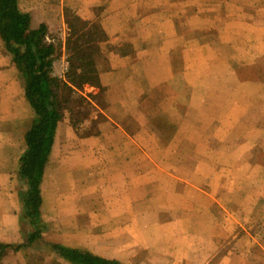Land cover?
Instances as JSON below:
<instances>
[{"label":"crops","instance_id":"1","mask_svg":"<svg viewBox=\"0 0 264 264\" xmlns=\"http://www.w3.org/2000/svg\"><path fill=\"white\" fill-rule=\"evenodd\" d=\"M16 5L28 15L31 29H46L48 40L71 26L68 12L86 29L118 28L105 38L110 54L102 75L111 70L121 77L102 85V100L92 102L89 115L64 113L56 122L38 185L34 229L24 217V181L18 172L26 150L24 134L35 116L25 96L23 73L0 38V264L3 256L25 249L61 257L55 247L86 251L116 264H264V215L251 206L264 203L263 195L249 201L241 191L258 180H231L224 168L219 185L214 167L199 179L194 178L199 167H175L180 175H173L171 167L149 164L156 139L155 147L173 138L183 155L188 145L184 129H194L196 149L199 116H205L207 144L214 142L215 126L230 148L237 143L239 154L247 155L246 145L264 154V112L259 109H264V85L249 96L245 81L230 86L229 79L221 83L222 77L212 76V83L203 86L199 77L204 68L197 62V68L179 66L184 52L181 22L170 7L152 0H123L120 5L118 0H16ZM106 15L114 16L110 26L104 23ZM189 55L196 59V50ZM55 69L52 75L60 76ZM178 76L185 81V100H180L181 93L167 91L168 86L177 91ZM161 85L166 86L163 92ZM89 101L84 100L88 106ZM177 101L194 127L179 122L166 136L168 127L159 126L151 111ZM250 138L254 145L246 144ZM136 158L147 159L149 167H135Z\"/></svg>","mask_w":264,"mask_h":264},{"label":"rangeland","instance_id":"2","mask_svg":"<svg viewBox=\"0 0 264 264\" xmlns=\"http://www.w3.org/2000/svg\"><path fill=\"white\" fill-rule=\"evenodd\" d=\"M121 3H123V0H118V5ZM152 4L170 7L173 10L170 13L175 15L177 22H181L182 33L180 38L183 40L182 48L184 52L180 54L179 66L186 69L190 67L197 68V66L198 68H204V74L199 77V82L202 80L203 86L207 82L212 83L213 80L209 79L213 76V78L222 77L220 82L224 78L229 79L230 86L236 80L245 81L248 96L255 94V89H258L255 87L260 85L262 88V85H264V0H152ZM113 15L110 18H108L109 15L105 16V25L110 26L111 23L115 22ZM80 20L68 12L66 13V21L71 26L63 31L58 29L51 36L53 40H48L45 35L46 42L54 45L62 42L59 47V44L55 45L56 51L51 61L49 75L60 82L67 83L71 89L67 90L59 87V111L61 114L65 113L77 118L89 115L92 112V102L100 103L102 100V85L111 82L112 79L118 80L121 77L111 70L108 71L109 75L106 76V73L102 75L104 69L107 68L110 54V45L105 44V38L111 30L117 31L118 28L108 27L104 29L93 25L86 29L85 26H82L83 23ZM63 37L65 40H62ZM190 41L193 43L189 44ZM213 41L214 43H212ZM212 47H215L214 51ZM194 49L196 50V59L189 55V50L194 51ZM223 60H226L227 63H223ZM72 62L75 65L74 73L76 75H84L87 80H90L91 77V82L95 84L83 83L79 86L71 84L67 75ZM195 62L198 63L197 66H193ZM52 66L56 67L57 72H62L60 76L52 75ZM228 68L235 71V73H231ZM133 78L135 79L134 76ZM161 87L162 92L166 90V88L164 89L165 85H161ZM175 87L174 89L177 91H174L170 86L167 87V91L177 95L181 93L182 98L180 100H185L186 86L183 77L180 82L178 76ZM97 88L100 90L94 93ZM85 99L90 100L89 106L85 104ZM160 108L152 109L151 114L159 126L166 125L168 127L166 136L172 135V127L178 126L179 122H183L184 128L191 125L194 127L193 121L191 124L190 115L183 117L182 107L178 104V101L174 106ZM259 109L264 112L263 105ZM203 113L206 114L205 109ZM140 114L143 116L144 112L140 111ZM250 115L251 111L249 110L246 117ZM198 120L199 124L195 129L200 135L197 142L198 147L194 149L193 146V137L196 134L194 129L187 133L185 129L183 130L184 141L188 142V145L183 149V155L178 154L180 150L176 148V141L173 138H167L168 141H160V146L157 145L156 147L155 143L158 144V139L153 140L151 145L154 148H151L149 163L151 167H171L170 170L173 175H180L174 170L175 167H199L198 177H194L199 179L205 178L208 167H214L216 181H219V185L221 180L219 176L224 174L225 168L227 170L226 174L229 177L231 176V180H258L256 186L254 183L251 186L246 185L241 191L244 196L248 197L249 201L251 196L256 195L257 198H260L259 194H262L263 201L264 154L261 153V150L246 145L247 155L246 153L239 154L236 150L237 143L230 148V142L227 140L224 142L222 133L216 131L215 126L213 131L215 134L214 142L207 144L208 129H206L205 116H199ZM145 142L148 144L149 141ZM246 144L254 145L255 141L250 138ZM180 146L181 141L179 142ZM209 149H213L214 153L212 155L203 153ZM147 162V159L136 158L135 167H149ZM260 184H263V186L260 187ZM24 190L25 185L22 191ZM251 206L264 215V203L252 204ZM261 223L264 225V219ZM32 226L36 229L35 223ZM262 227L264 228V226ZM2 264L67 263L62 257L57 256L55 253H48L46 250L37 253L35 250L25 249L3 256Z\"/></svg>","mask_w":264,"mask_h":264},{"label":"trees","instance_id":"3","mask_svg":"<svg viewBox=\"0 0 264 264\" xmlns=\"http://www.w3.org/2000/svg\"><path fill=\"white\" fill-rule=\"evenodd\" d=\"M46 29L29 27L27 14L17 9L16 0H0V38L6 51L12 55L16 66L23 73L25 96L35 119L24 134L26 150L20 158L18 175L24 181L22 192L24 213L33 223L38 216L40 196L38 185L46 161L59 111V87L70 89L67 83L49 75L51 61L56 51L52 43L45 41ZM74 62L70 64L69 82L75 86L83 83L95 84L84 75L74 73ZM34 237L32 234L29 240ZM60 256L71 264H116L86 251L55 247Z\"/></svg>","mask_w":264,"mask_h":264}]
</instances>
